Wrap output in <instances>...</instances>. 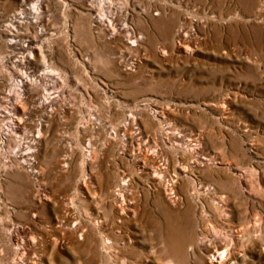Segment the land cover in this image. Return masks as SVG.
<instances>
[{
	"label": "rangeland",
	"instance_id": "374dc122",
	"mask_svg": "<svg viewBox=\"0 0 264 264\" xmlns=\"http://www.w3.org/2000/svg\"><path fill=\"white\" fill-rule=\"evenodd\" d=\"M114 1L111 25L126 22L137 42L126 45L124 32L110 39L82 0H37L38 18L23 15L24 35L45 32L46 63L60 76L21 88L34 101L43 90L55 97L54 121L41 138L40 113H27L18 132L5 116L15 103L6 93L15 50L0 32V55L9 57L0 63V264H121L123 256L139 264H264V0ZM22 8L19 0H0V29ZM179 38L191 52L178 47ZM157 109L163 124L183 138L199 135V153L215 158L181 172L192 154L158 139L170 173L179 172L175 202L149 188L130 157L155 148L150 123L162 126ZM130 112L139 129L129 132L139 131V139L124 147L119 137L106 140ZM23 151L31 157L20 158ZM122 175L132 193L128 217L118 220L112 192ZM197 188L200 197H193ZM63 203L96 237L95 219L102 220L123 248H105L92 262L85 247L60 244L57 222L68 218ZM167 225L183 253L168 243ZM128 237L132 248L125 247ZM224 247L230 260L212 262Z\"/></svg>",
	"mask_w": 264,
	"mask_h": 264
},
{
	"label": "bare ground",
	"instance_id": "6f19581e",
	"mask_svg": "<svg viewBox=\"0 0 264 264\" xmlns=\"http://www.w3.org/2000/svg\"><path fill=\"white\" fill-rule=\"evenodd\" d=\"M36 1L33 2V0H19L20 6H22L23 8L18 9V11L15 10L16 12L11 16V18L8 19L7 23L3 25L2 29H0V32H2L3 34L5 47H10L15 50V54L10 61L12 72L10 73L9 81L7 82L6 91L7 96L10 100L11 97L15 98V103L11 108V112H8L9 110L4 111L5 116L9 118L10 127L13 129V131L18 132L21 128H23V125L25 123L24 116L27 115V113L30 114L32 111L40 113L41 115L38 122H36L35 124V129L38 127L37 137L41 138V135L47 129V124L50 121H54L55 112L52 110L51 105L54 102L55 97L52 95V92L43 90L39 93H36V95L39 97V100L34 101L33 97L23 98L24 95H22L21 88L23 86L32 87L38 79H42L47 76L54 78H59L60 76L58 72H56L46 63L44 54L45 50L43 49L42 43V37L45 34V32H43V29H40V31H38L39 36H27L24 35L22 31L23 15H27L28 17L30 16L31 18H38L39 7L36 4ZM82 3L86 5L87 10L89 11L88 14L93 15L92 17L95 26L97 28H100L103 32V27H105V31L107 32L110 39L115 40L119 32H124V34L127 33V35H129V37H126V45L127 43H129L130 45V42H137L135 39L130 41L131 37H134V32L129 30L126 22L120 24L119 26L111 25L113 24L112 21L114 19L112 14H114L118 10V4L114 0H82ZM257 15L261 16L262 12L259 10L257 12ZM182 36L184 37L185 35L183 34ZM123 40H125V38H123ZM185 42V40L179 38V41H177V45L178 47H182L183 51L189 53L191 52V46L188 43L183 44ZM165 53H167L165 49L161 50V54L164 55ZM7 60H9L8 55H0V63L3 64L5 63V61L7 62ZM30 72L31 75L29 74ZM223 102L225 103V98ZM154 112L160 119L158 120V122L162 124V126L155 127V125L150 123L151 129H153V131L151 132V139H153L152 142L155 148L151 151L144 152L138 150L137 152L133 153L131 151L130 153L132 155L130 157L132 158L134 168L139 173H141V176L143 178H145L144 180L146 181L147 186L158 195H165L169 200L175 202L176 200H181L179 195L175 193V189H177V186L179 184V172L170 173L169 160L160 155L159 148L157 147L158 139L161 138L164 143L166 142L168 147H175L178 150L189 152L192 154L190 163L183 165L179 170L181 172L190 171L192 169H203L204 167H207L212 159L215 158H206L199 153V139L201 138L199 135L198 137L194 136L197 137L196 140L194 138H183L178 128L172 127L166 122L165 124L162 123L164 121L162 119V111H160V109L154 110ZM138 120L139 117L133 118L131 112L130 114H126V118L122 123L116 125L115 127H112L113 131L111 132H113L114 134L113 136H111V134L108 133L106 140H108V138L110 137H112L113 139H117V137H119V139L121 138L122 145L124 147L127 140V142H133L134 140L139 139V131L129 132V130L133 128V125H137L135 122ZM140 123L141 126H144L142 119H140ZM134 128L139 129L138 127ZM121 130H124V132H120ZM32 140L35 141V139ZM37 142H39V140ZM30 155L31 154L29 153V151H23L19 153V157H25L24 159H28L29 157H31ZM182 159L185 158L183 157ZM67 160L68 156L64 155L62 160L63 166L67 163ZM123 177L124 175L118 176L117 186L112 192V207L116 210V214L119 215H116V219L118 220L128 217L127 211L130 207V199L132 193V188H129L131 185L129 184V178L126 177L125 179H123ZM81 182L82 186L86 185L85 179H82ZM201 183L202 182L200 181L197 183L200 184L201 188L202 186H207V188L210 186V184L202 185ZM199 191L200 188H197L196 190L194 189L191 191V195L193 197H200ZM46 195L48 194H43L39 197L42 198L43 196V198L47 199L48 196ZM63 211L65 214H67L68 218L57 222L59 227V237L56 240L60 241V244L64 246L85 247V252H87L86 259L92 262L94 255L97 252L103 253V249L105 248L110 249L108 251L113 253H117V250L123 248L118 247L117 242H119L118 240L120 239V236L118 237V235L113 234L112 228L110 226H108L110 229L105 226L106 224L102 226L100 223L102 220L95 219L99 226V236L96 237V235L94 236L88 226L84 225L79 220L75 221V218H73L71 214H68L70 213V207L67 203H63ZM111 220L114 221L115 219L111 218ZM72 222L74 223L72 224ZM18 227V233L24 230L22 226ZM165 231L166 239L168 240L170 246H172V249H174L178 254L183 253V242H181L179 238L174 236V228L167 225ZM170 237H174L176 239L172 240L170 239ZM126 242L127 243H125V247H133L132 238L128 237ZM98 245L101 246L98 247ZM227 254L228 249L226 247H224V249L222 250L216 249L214 251V254L210 256L211 261L214 263L228 262L230 258L226 257ZM17 259L20 261L24 260V252L22 250L18 253ZM119 263L139 264L136 260L131 261L124 256L122 257V259H119Z\"/></svg>",
	"mask_w": 264,
	"mask_h": 264
}]
</instances>
